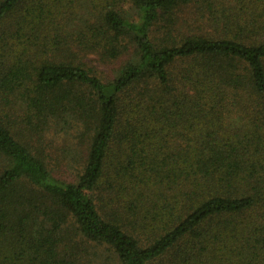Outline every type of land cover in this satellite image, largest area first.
Returning a JSON list of instances; mask_svg holds the SVG:
<instances>
[{
	"label": "trees",
	"instance_id": "1",
	"mask_svg": "<svg viewBox=\"0 0 264 264\" xmlns=\"http://www.w3.org/2000/svg\"><path fill=\"white\" fill-rule=\"evenodd\" d=\"M0 264H264V0H0Z\"/></svg>",
	"mask_w": 264,
	"mask_h": 264
},
{
	"label": "rangeland",
	"instance_id": "2",
	"mask_svg": "<svg viewBox=\"0 0 264 264\" xmlns=\"http://www.w3.org/2000/svg\"><path fill=\"white\" fill-rule=\"evenodd\" d=\"M95 65H99V69H103V70H106V71H109L110 69H112L113 66H103L101 64H98L96 61L94 62ZM61 135L62 137H64L62 134H59ZM54 137V136H53ZM53 137L51 135H48V141H44V145L46 147V151L51 154L52 156V161L57 157V154H61L60 151H59V147H61V138L58 137L57 140L53 139ZM59 159H61V156H59ZM63 161V160H61ZM53 168H54V171H55V175L58 176V177H61V178H67L70 179L72 176H70L68 174V171L65 169L64 166H61V169H59L58 171L55 169V163L53 165ZM72 171V170H71Z\"/></svg>",
	"mask_w": 264,
	"mask_h": 264
}]
</instances>
